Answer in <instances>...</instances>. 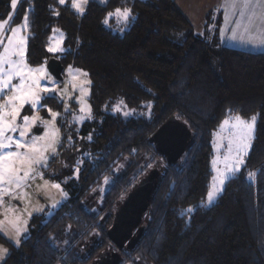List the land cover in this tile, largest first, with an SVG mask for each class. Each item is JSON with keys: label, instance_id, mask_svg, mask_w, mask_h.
<instances>
[{"label": "trees", "instance_id": "16d2710c", "mask_svg": "<svg viewBox=\"0 0 264 264\" xmlns=\"http://www.w3.org/2000/svg\"><path fill=\"white\" fill-rule=\"evenodd\" d=\"M116 9H130L129 20L113 16L105 25ZM12 15L14 25L28 17L29 66L56 58L64 68L88 73L92 118L70 133L64 130L71 142L63 138L50 163H78L77 179L64 185L69 201L45 222L32 220L30 235L18 248L0 234V244L12 250L4 264L94 263L114 249L107 231L117 207L156 166L163 167V176L145 217L144 237L133 252L123 254V262L264 264V53L223 46L222 18L214 19L213 13L198 34L174 0L91 2L83 16L58 0H22L15 10L11 0H0V20ZM55 28L65 34V52L53 55L47 48ZM48 100L56 107L54 99ZM117 104L143 114L128 120L113 115ZM235 116L257 117L255 139L243 170L206 207L214 176L213 136ZM172 117L187 124L194 143L179 163L168 165L151 138ZM142 159L150 162L140 172ZM126 160L127 171L102 196V210L91 214L87 200ZM249 172L256 173L254 180ZM72 174L65 170L52 180L62 182ZM86 248L89 257L81 254Z\"/></svg>", "mask_w": 264, "mask_h": 264}, {"label": "snow or ice", "instance_id": "6c2138e0", "mask_svg": "<svg viewBox=\"0 0 264 264\" xmlns=\"http://www.w3.org/2000/svg\"><path fill=\"white\" fill-rule=\"evenodd\" d=\"M17 3L18 0H11L13 10L16 9ZM58 3L65 5L67 0H58ZM87 4L88 0H72L71 8L83 16ZM243 4L251 12L248 23L250 25L256 23L264 25V0H243ZM253 8L259 11H252ZM55 14L59 15L58 12ZM113 16L122 18L127 22L131 16V10L116 9L114 13H108V17L103 23L107 25ZM225 20H227L226 16ZM28 29L29 20L27 16L23 18L21 25L15 27L12 26L11 16L6 20H0V45L3 46V54L0 55V100L3 101L0 103V203H3V196L16 198L13 189H22L30 179L35 178L33 173L42 178V172H38L33 166L47 167L46 153L51 150L55 154L56 144L59 142V129L55 127V121L60 113L48 109L51 116L50 121L42 120L38 115V110L45 107L44 104H41V100L44 99L42 93H53V98L57 97L54 82L52 84L46 82L43 85L41 83L46 78L45 68L43 66L32 68L26 62L27 37L22 33ZM61 44L62 39L55 46L50 45L47 51L54 53L65 51ZM13 57H18V59ZM68 72L72 76V81L77 80L80 75L88 76V73L79 69L74 71L69 68ZM84 84L90 85L91 80H84L79 88L80 99L77 102L81 106L80 112L85 115H74V122L77 123H82L85 118H91V106L84 99L90 94V90L83 87ZM75 87L76 85L73 84V88ZM63 92H67V89H64ZM25 105L30 106V110L37 114L21 117ZM114 110L120 111L119 106ZM65 111H68L67 105H65ZM124 115L127 116L129 113L124 112ZM37 121H40L47 130L43 135L34 134L29 137L31 128ZM256 121V116L247 121L239 116L234 117V122L231 124L234 131L229 136L228 163L225 171L218 172L215 178L218 183L214 182L212 190L207 195L209 205L213 203L217 194L223 191L222 186L230 175H234L245 164V157L255 139ZM223 124L228 126L229 120L225 119ZM213 164L215 165L216 161H213ZM76 171L78 173L79 170ZM248 178L254 180L256 173L249 172ZM45 183L47 184V181ZM52 187L59 189L60 185L53 184ZM21 195L26 196L27 194L21 193ZM52 207H56V204H53ZM188 211L191 212L192 210L189 209ZM19 231L20 229L17 228L18 233ZM19 243L20 241L17 240L16 244L19 245ZM6 254L7 249H0V259H3Z\"/></svg>", "mask_w": 264, "mask_h": 264}, {"label": "rangeland", "instance_id": "374dc122", "mask_svg": "<svg viewBox=\"0 0 264 264\" xmlns=\"http://www.w3.org/2000/svg\"><path fill=\"white\" fill-rule=\"evenodd\" d=\"M109 0H88V4L85 6V12L87 10V7L89 3L95 2L100 5H106ZM72 0H67V3L65 5H70L71 7ZM75 13V9H72ZM84 12V14H85ZM78 14V13H77ZM79 15V14H78ZM121 20H123L121 18ZM22 23L18 25L19 26ZM27 31L25 30L22 35L27 37ZM62 39L61 47L65 49V34L62 30L55 28L53 29V33L51 35V40L49 46H55L58 41ZM6 43V41H5ZM27 50V45H26ZM63 52H49L53 55L56 54H62ZM3 54V46L0 45V55ZM14 59H18V57H13ZM27 62V60H26ZM28 64V63H27ZM46 70V78L45 80H42V85L46 82L49 84H52L54 82L55 85V95L57 98H53V93H42L41 95L44 97V99L41 100V104H44L45 107L38 110V115L42 120H51V116L48 112V109H51L54 112L60 113V115L56 118L55 121V127L59 129V142L56 144V153L53 154L51 150H49L46 153L47 156V167H43L42 165H34L33 167L38 171L42 172L43 176L33 175L35 176L34 179H30L27 184L22 189H13L15 192L16 198H13L12 196H3L2 200L3 203H0V234L6 239V241L12 246V247H20L23 241L30 235V226L32 220L35 218H42L45 222L48 220L64 203L68 202L70 197L69 193L65 188V184L72 181V179H77L78 173H77V165L78 163L74 162L71 165L63 163V161L57 159L54 164L50 166V163L53 161V159H56L59 151V147L63 141V138L70 136L66 135V132H71L73 127H81L84 123L88 122L92 118V107H91V118H85L82 123L74 122V115L80 116L85 115L84 113L80 112V104L77 102L80 99V91L79 88L81 86V83L84 80H90L89 76L84 77L83 75H80L77 80L72 81V76L69 75V68L73 69L74 71L79 69L72 66H68L65 68L64 71V79L63 81H57L48 71L47 64L42 65ZM31 67V66H30ZM41 67V66H39ZM32 68H38V67H32ZM81 70V69H79ZM82 71V70H81ZM84 72V71H82ZM16 82V81H14ZM71 82V83H70ZM73 84L76 85L75 88H73ZM83 87L90 90V94L85 96L84 99L87 101V103L90 104V98H91V84H84ZM64 89H67V92H63ZM62 94V95H61ZM48 99H54L57 104L56 107H50L49 104L46 102ZM49 101V100H48ZM3 101L0 100V103ZM46 102V103H45ZM65 105H67L68 111H65ZM119 106L120 111H115L114 109ZM111 114L113 115H119L122 118L130 119L134 117H140L143 113L140 111H131L124 105H114V107L111 109ZM124 112H128L129 115L125 116ZM34 114H37L36 112H33L30 110V106L25 105L23 111L21 112V117L24 115L32 116ZM253 117V116H252ZM251 117V118H252ZM251 118L244 119V120H250ZM243 119V118H242ZM229 125L225 126L222 124V126L215 131L213 136V146H214V158L213 161H216V164H213L212 161V169L214 172V178L211 182L210 191L212 190L213 184L216 181V177L218 175V172H223L226 170V164L228 163L227 158L229 156L228 148H229V136L234 131V129L231 128V124L234 122V117L229 118ZM257 123V121H256ZM223 129V131H222ZM46 127L40 123V121H37L36 124L31 128V131L29 133V137L32 135H43L46 131ZM65 130V131H64ZM256 132V131H255ZM69 143L71 142V138L68 140ZM254 141V140H253ZM252 141V144H253ZM252 147V145H251ZM251 151V149H250ZM249 151V153H250ZM248 155L245 157V164ZM150 161L148 159H142L140 162V169L142 172L143 168L148 165ZM154 162V161H153ZM245 164L241 166L240 170L236 172L234 175H230L229 179L226 180L228 182L230 179L234 178L235 175L239 174L243 168L245 167ZM129 161L126 160L123 163H121L116 170L113 172V175L109 178H107L99 187L98 191L96 192V197L89 198L87 201L88 205V211L91 214H99V212L102 210V196L111 188L113 182L115 179L123 176L125 172L128 169ZM150 165V164H149ZM69 170L72 171L73 174L70 177L65 178L62 182H57L55 180H52V177L60 176L63 171ZM144 175V174H143ZM47 181V184L45 183ZM107 181V182H106ZM225 182V184H226ZM53 184H59L60 188L52 187ZM132 188L136 185V182L131 183ZM225 184L222 186L223 191L225 188ZM209 191V192H210ZM223 191L218 193L215 197L213 203L211 205L208 204L207 200L205 203L206 207H211L214 205L220 196L223 194ZM21 193H26V196H22ZM53 204H56V207H52ZM105 220L104 218H100L99 224H104ZM17 228L20 229L19 233L17 232ZM19 240V245L16 244V241ZM95 241L96 243H100V235L96 233L95 235ZM0 249H7V254L4 255L3 259H0V264H4L11 254V247L7 245L0 244ZM81 254L83 257H89L91 254V249L86 248L81 251ZM122 264H134V259L132 258V261L124 260Z\"/></svg>", "mask_w": 264, "mask_h": 264}, {"label": "water", "instance_id": "95a60500", "mask_svg": "<svg viewBox=\"0 0 264 264\" xmlns=\"http://www.w3.org/2000/svg\"><path fill=\"white\" fill-rule=\"evenodd\" d=\"M47 69L57 81H63L65 68L60 60L51 58L47 62ZM151 143L167 164L173 165L181 161L194 143V137L186 123L172 117L159 128ZM162 171V166L151 168L123 199L107 231V238L114 249L101 253L92 264H122L123 254L137 248L146 231L145 217L158 191Z\"/></svg>", "mask_w": 264, "mask_h": 264}, {"label": "crops", "instance_id": "0c3cea01", "mask_svg": "<svg viewBox=\"0 0 264 264\" xmlns=\"http://www.w3.org/2000/svg\"><path fill=\"white\" fill-rule=\"evenodd\" d=\"M21 1L18 0L17 7ZM174 1L198 34L204 32L207 15L213 13L214 19L222 18L220 39L223 46L250 54L264 53V25L248 23L251 12L244 7L243 0ZM252 11L259 10L253 8ZM11 17L13 26V15Z\"/></svg>", "mask_w": 264, "mask_h": 264}]
</instances>
